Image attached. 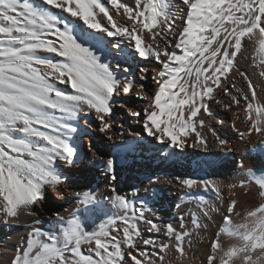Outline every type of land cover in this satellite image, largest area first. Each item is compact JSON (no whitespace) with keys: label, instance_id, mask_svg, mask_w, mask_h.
<instances>
[{"label":"snow or ice","instance_id":"snow-or-ice-1","mask_svg":"<svg viewBox=\"0 0 264 264\" xmlns=\"http://www.w3.org/2000/svg\"><path fill=\"white\" fill-rule=\"evenodd\" d=\"M106 3L111 10L103 0H0V224L14 225L21 214L34 216L50 191L63 198L61 186L68 177L62 165L75 167L88 159V153L81 156V120L88 128L96 121L98 131L108 133L118 100L145 98L137 95L136 86L150 73L142 67L137 78L130 65L121 63L125 41L133 56L160 65L151 75L156 85L151 106L138 120L148 137L182 152L189 145L181 137L195 133L191 147L207 153L210 143L198 127L205 126L203 114L212 115L208 101L216 100L217 89L233 103H240L238 96L245 101L250 127L240 136H264V102H258L256 85L242 72L245 91L230 76L247 40L256 48L252 63L264 80V0H181L184 7L176 10L169 0H138L136 8L121 0ZM53 9L67 13L78 26ZM129 115L139 118L141 112L130 109ZM210 131L220 153L230 155L229 142ZM91 161H100L108 178L117 180L114 159L93 153ZM239 167L244 168L242 160ZM249 175L261 202L248 211L244 224L232 226L230 216L225 218L229 226L223 231L235 242L225 247L213 241L207 264H264V177ZM177 180L189 192L215 188L207 180ZM71 195L76 207L69 217L53 213L60 234L34 228L11 264H166L170 250L182 258L186 245H192L194 231L183 230V223L178 229L149 219L143 202L137 207L115 186L105 199L118 214L88 231L80 215L102 209L104 201L92 190ZM236 207L232 200L229 214ZM141 223L168 242L143 239ZM192 223L194 229L201 227L195 216ZM149 246L154 251H147Z\"/></svg>","mask_w":264,"mask_h":264},{"label":"bare ground","instance_id":"bare-ground-1","mask_svg":"<svg viewBox=\"0 0 264 264\" xmlns=\"http://www.w3.org/2000/svg\"><path fill=\"white\" fill-rule=\"evenodd\" d=\"M34 2L38 3L39 0H34ZM103 2L111 10V5H108L106 0ZM121 2L136 8L138 0H121ZM169 2L173 5L174 10L184 7L181 0H169ZM52 11L63 19L77 23L78 26V22L69 17L67 13L56 9ZM180 15L181 18L177 20L178 26L183 24V12ZM117 19H120L119 15H117ZM126 26L131 27V22H127ZM124 43L128 59L126 62L121 60L124 66H126L125 63H128L132 68V73L140 67L136 66V63H140L143 67L144 65L149 66L147 69L150 75L147 79V86L144 84L143 89L138 87L142 91L137 93L138 96L145 98L124 97L118 100L112 119L113 128L108 133H100L96 121H93L91 128L84 125L83 120L80 121L83 128L80 133L82 137L81 156L88 153V159L75 167L62 165L61 170L68 177V184L61 186L63 198H60V193L51 191V197L43 204L36 206L34 216L21 214L18 222L14 225L0 224V264H11L17 249L26 244L28 233L34 228L59 235L62 231L61 224L55 219L53 213H59L67 219L76 207V199L71 195L74 192L92 190L97 193L98 198L104 201L102 209L80 215L81 223L88 231L94 230L108 215L118 214L111 209L105 199L110 195L113 186L137 207H140L143 202V207L147 209L145 215L149 219H153L161 225L171 223L178 229L183 223L185 225L183 230L194 231L191 247L186 245V255L180 258L178 255H173V251L170 250L166 257V264H178V262L179 264H207V256L211 254L213 241L219 239L225 247L235 242L233 237L223 231L229 226L224 224L225 218L230 216L232 226L244 224L247 222L248 211L257 207L261 202L258 186L248 176L247 170L252 167H264V156L249 151L251 146L264 141V136L255 132L251 135L240 136V133L247 132L250 127V121L244 110L245 101L240 96H238L240 103L236 104L231 101L230 97L225 96L217 89L216 100H220L221 103H216V100L208 101L212 115L203 114L205 126L198 127V131L210 143V150L207 153L199 148L191 147L195 141V133H191L186 137H181V139L187 140L188 147L182 152L175 150L173 153L167 154L164 144L147 136L143 131L142 123L138 122L139 119L134 122L135 126L133 127L137 131L131 132L134 137L126 136L124 127H127L129 120L127 111L133 109L134 103L144 106V100L152 98V95L150 96L146 92V88L152 92L156 90L151 75L159 71L160 65L155 60H141L139 57L133 56L127 41ZM97 47L100 46L97 45ZM256 55V48L251 42L245 40L242 54L237 56L236 67L230 76L237 87L247 91V83L241 75L242 72L247 73L256 85L258 102H264V80L258 76V71L252 63V59ZM107 59L111 60L112 57L108 56ZM131 59H134L135 62H132ZM184 79H189V77L184 76ZM60 87L65 91L70 90L64 85H60ZM226 104L230 105L227 109L225 108ZM185 111L187 112V106ZM199 118L201 117L198 116L197 119ZM210 129L215 130L222 139L229 142L228 148L233 150L231 154L236 157L235 160L220 153ZM94 132L99 133L102 137L96 138ZM107 135H111L113 139L109 141L106 139ZM85 143L89 146L87 149L84 147ZM103 143L105 148H102ZM119 143H122V146H119L118 151L114 152L113 148ZM144 145L145 149H143ZM244 149L247 150L245 154ZM93 153L99 154L104 160L114 159L117 174L115 182L108 178L100 161H91ZM208 156H213V158L208 160ZM137 158L139 159L137 160ZM200 158L201 160L198 161ZM123 159L125 161L122 164L121 160ZM241 160L244 162V168L238 166ZM178 177L211 181L215 188L206 191L200 186L189 192L188 189L180 185ZM156 188H159L157 192ZM133 190H136L135 194H133ZM232 200L237 201V207L232 214H229L228 207ZM205 213L207 214L205 215ZM193 216L201 225L199 229H194ZM37 220L39 224L35 223ZM140 229L143 239L152 237L158 243L168 242L163 234L149 233L147 225L143 223L140 224ZM139 246L142 250L145 248L142 241L139 242ZM83 249L85 254H90L87 251V245L83 246ZM147 251L154 250L149 246Z\"/></svg>","mask_w":264,"mask_h":264},{"label":"rangeland","instance_id":"rangeland-1","mask_svg":"<svg viewBox=\"0 0 264 264\" xmlns=\"http://www.w3.org/2000/svg\"><path fill=\"white\" fill-rule=\"evenodd\" d=\"M122 60V62L124 61V62H126L128 59L126 58V57H124V59H121ZM131 61L132 62H135V60L134 59H131ZM125 65L126 66H129L128 65V63H125ZM136 66H140L139 68H136L135 69V71H134V73L136 74V76H137V78L141 75V73H140V69L143 67V65L141 66V64L140 63H136ZM147 65H144V67H146ZM147 68H149V66L147 67ZM132 69V68H131ZM147 82H148V80H146V81H142V83L143 84H145L146 86H147ZM138 87H139V82H138V84H137V86H136V93H139V92H141L140 91V89H138ZM148 90V91H147ZM139 91V92H138ZM146 92L151 96H153L154 95V92H152V91H150L149 90V88L147 89L146 88ZM137 99V98H136ZM151 100V99H150ZM150 100H148V99H145L144 100V106L143 105H138V104H133V111H140L141 112V117H139V118H137V117H133V116H131V115H129V111H127V113H128V117H129V120L127 121V127H124V132H126L125 134H126V136H129V137H131V138H133L134 137V134H132L131 132H134L135 130L137 131V129L136 128H133L134 126H135V124H134V122H136L138 119L139 120H142V118H143V109L144 108H148V107H150L151 105V101ZM118 115H119V113H118ZM127 130V131H126ZM131 130V131H130ZM133 130V131H132ZM95 133V132H94ZM96 134V138L98 137H102V135H100L99 133H95ZM99 135V136H98ZM145 141V140H144ZM86 144V143H85ZM88 144H86V145H84V147L87 149L88 147ZM106 146L104 145V143L102 144V148H105ZM143 149H145V145L143 146ZM246 151L247 150H243V152H244V154L246 153ZM145 152H147V151H145ZM141 157V156H140ZM139 158H137V160H138ZM141 159V158H140ZM124 159L123 160H121V163L123 164L124 163ZM140 164V163H139ZM238 166H239V163H238ZM132 168V167H131ZM137 168V167H136ZM69 182H70V180H69ZM155 190H159V188H156ZM157 192V191H156ZM49 194H51V191H50V193ZM51 200H52V198H50ZM224 224H226V222L224 221Z\"/></svg>","mask_w":264,"mask_h":264},{"label":"trees","instance_id":"trees-1","mask_svg":"<svg viewBox=\"0 0 264 264\" xmlns=\"http://www.w3.org/2000/svg\"><path fill=\"white\" fill-rule=\"evenodd\" d=\"M49 197H51V195L49 194Z\"/></svg>","mask_w":264,"mask_h":264}]
</instances>
